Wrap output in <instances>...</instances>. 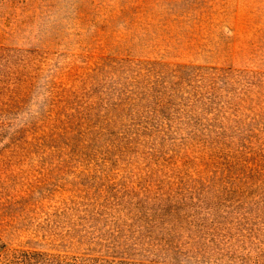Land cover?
Wrapping results in <instances>:
<instances>
[{
    "label": "rangeland",
    "instance_id": "rangeland-1",
    "mask_svg": "<svg viewBox=\"0 0 264 264\" xmlns=\"http://www.w3.org/2000/svg\"><path fill=\"white\" fill-rule=\"evenodd\" d=\"M36 259L264 264V0H0V264Z\"/></svg>",
    "mask_w": 264,
    "mask_h": 264
},
{
    "label": "trees",
    "instance_id": "trees-1",
    "mask_svg": "<svg viewBox=\"0 0 264 264\" xmlns=\"http://www.w3.org/2000/svg\"><path fill=\"white\" fill-rule=\"evenodd\" d=\"M36 254V256H40L41 255V253H35ZM35 264H37V259H36V263ZM38 264H41V263H38Z\"/></svg>",
    "mask_w": 264,
    "mask_h": 264
}]
</instances>
